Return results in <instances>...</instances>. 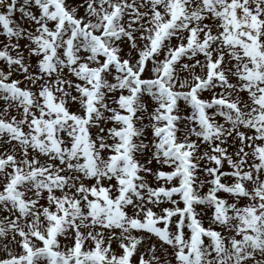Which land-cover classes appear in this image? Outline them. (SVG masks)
<instances>
[{"label": "snow or ice", "instance_id": "1", "mask_svg": "<svg viewBox=\"0 0 264 264\" xmlns=\"http://www.w3.org/2000/svg\"><path fill=\"white\" fill-rule=\"evenodd\" d=\"M0 264H264V0H0Z\"/></svg>", "mask_w": 264, "mask_h": 264}]
</instances>
